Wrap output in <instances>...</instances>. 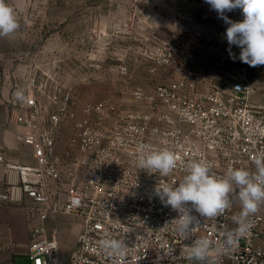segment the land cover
<instances>
[{
  "label": "built area",
  "instance_id": "built-area-1",
  "mask_svg": "<svg viewBox=\"0 0 264 264\" xmlns=\"http://www.w3.org/2000/svg\"><path fill=\"white\" fill-rule=\"evenodd\" d=\"M176 25L137 51L152 87L132 90V108L84 101L80 112L72 86L57 80L54 66L44 60L12 76L13 89L25 99L13 103L9 122L17 140L32 146L36 163L0 150V203L21 204L35 216L28 242L34 264H172L192 258L188 246L200 238L212 242L205 264H264V203L249 217L248 234L228 246L223 233L236 228L232 217L240 211L231 207L202 218L186 240L177 230L178 213L155 195L156 185L181 182L189 161H206L223 176L230 166H255V157L264 153V87L249 80L252 68L261 66L247 64L229 88L218 85L197 64L199 48L213 37L184 20ZM106 37L93 33L88 39L103 47ZM68 124L67 145L60 149V132ZM141 145L175 152L177 166L167 176L140 169ZM59 214L82 219L66 262L60 259L57 226L48 227ZM104 239L124 241L122 253L102 247Z\"/></svg>",
  "mask_w": 264,
  "mask_h": 264
},
{
  "label": "rangeland",
  "instance_id": "rangeland-1",
  "mask_svg": "<svg viewBox=\"0 0 264 264\" xmlns=\"http://www.w3.org/2000/svg\"><path fill=\"white\" fill-rule=\"evenodd\" d=\"M29 19L15 14L19 28L8 36H0V150L12 158V148L21 154V162L35 164L33 148L15 138L16 127L9 122V111L17 100L11 85L12 76L4 67L11 63L34 66L42 60L50 62L57 80L72 86L79 100L81 112L84 101L96 104L109 102L120 109L136 104L132 90L136 86L152 87L145 62L137 51L141 46L162 38L177 29L176 22L184 20L213 41L199 48L197 64L204 74L216 84L229 88L243 73L247 65L239 60L241 49L231 46L234 60L224 44L227 24L211 10L205 0H27ZM13 9L15 5H12ZM15 10V9H14ZM233 21H242L240 9L226 12ZM78 21V31L70 29V23ZM104 33L107 42L103 47L93 45L89 34ZM18 54H23L19 59ZM124 65L127 70L117 69ZM256 71L252 68L249 80L264 87V65ZM251 66L249 67V69ZM19 76L18 74H16ZM113 117L109 120L111 123ZM61 138L67 142L70 125L61 129ZM12 148H11V147ZM21 151V152H20ZM246 170L255 173L256 166ZM3 172L0 168V188ZM262 206V203L259 207ZM258 207V208H259ZM234 203L232 212L240 211Z\"/></svg>",
  "mask_w": 264,
  "mask_h": 264
},
{
  "label": "clouds",
  "instance_id": "clouds-1",
  "mask_svg": "<svg viewBox=\"0 0 264 264\" xmlns=\"http://www.w3.org/2000/svg\"><path fill=\"white\" fill-rule=\"evenodd\" d=\"M222 19L226 28L225 39L229 45V55L235 45L241 49L239 60L251 67L264 65V0H205ZM240 9L242 21H233L225 15ZM19 28V22L12 7L5 0H0V36H8ZM17 99H25L22 90L15 93ZM178 156L168 149L153 150L148 145H141L138 155V167L149 172L169 175L177 166ZM254 163L255 173L244 168L229 167L223 176L216 175L211 165L203 160L186 163L183 179L178 184L158 186L155 195L165 206H171L178 213L177 230L186 239L192 234L202 218H215L223 215L234 203L240 204V212L232 217L236 228L223 233L225 243L232 246L237 236L248 234L251 223L249 217L256 213L264 203V153H259ZM102 247L111 253H122L125 243L117 239H104ZM192 258L203 260L212 248L207 238L192 239L188 246Z\"/></svg>",
  "mask_w": 264,
  "mask_h": 264
},
{
  "label": "crops",
  "instance_id": "crops-1",
  "mask_svg": "<svg viewBox=\"0 0 264 264\" xmlns=\"http://www.w3.org/2000/svg\"><path fill=\"white\" fill-rule=\"evenodd\" d=\"M10 7L15 5L14 14L22 13L19 17L30 22L29 2L27 0H5ZM13 8V7H12ZM70 23V29L78 31V21ZM19 59H23V54H18ZM28 65L18 63L15 69L11 63L3 66L5 74L10 78L11 73L22 74ZM16 138V137H15ZM17 139V138H16ZM19 141V140H18ZM21 142V141H19ZM22 143V142H21ZM23 144V143H22ZM67 142H63L60 137L59 148L62 149ZM11 147V146H10ZM12 148V147H11ZM15 148L10 149L12 158L16 161L21 160L22 153H15ZM21 152V151H20ZM10 158V157H9ZM21 162V161H20ZM36 218L32 214H27L21 204L18 203H0V264H34L28 256L29 233ZM56 225L58 228V237L60 242V259L66 262L73 249L76 246L79 232L82 228V219L74 215L59 214L55 218L48 220V227L52 229ZM172 264H205L202 260L190 258L182 261H176Z\"/></svg>",
  "mask_w": 264,
  "mask_h": 264
}]
</instances>
